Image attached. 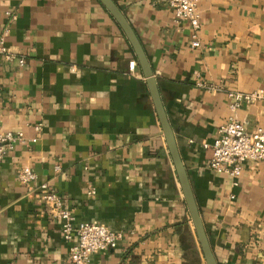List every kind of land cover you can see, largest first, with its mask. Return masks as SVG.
I'll return each mask as SVG.
<instances>
[{"label":"crops","instance_id":"1","mask_svg":"<svg viewBox=\"0 0 264 264\" xmlns=\"http://www.w3.org/2000/svg\"><path fill=\"white\" fill-rule=\"evenodd\" d=\"M114 2L153 69L218 264H264V161L234 184L203 147L232 115L264 127V99L232 112L227 95L264 89V0H199V47L163 1ZM4 31L25 63L0 55V130L29 142L0 161V264H72L42 183L76 222L122 233L90 264H205L146 79L102 3L0 0Z\"/></svg>","mask_w":264,"mask_h":264},{"label":"built area","instance_id":"2","mask_svg":"<svg viewBox=\"0 0 264 264\" xmlns=\"http://www.w3.org/2000/svg\"><path fill=\"white\" fill-rule=\"evenodd\" d=\"M160 1L168 6L176 21H186L190 24L192 46L199 47L201 45L199 0ZM7 14L11 13L7 12ZM12 18L15 16L12 15ZM6 36L7 31L0 35V55L8 61H17L23 65L25 58L7 46ZM135 67L136 61H130V70L133 71ZM227 95L232 101L230 108L232 112H235L242 103H253L264 99V89L252 92L229 91ZM35 129L40 130L41 125H36ZM28 142L29 139H26L21 131L0 130V161L16 144H27ZM203 147L210 148L212 151L209 168L219 173L228 174L233 179V183L237 184L246 161H264V127L258 126L254 131L249 132L246 125L232 115L219 127L218 135L213 142L204 143ZM55 169L59 170L60 167L56 166ZM17 178L22 184H29L35 179V173L30 168L23 167L18 170ZM40 187L44 192L43 198L54 205L55 216L61 221L62 237L70 243L68 260L72 264H90L94 253L114 249L118 245L122 238L121 232L113 231L101 222H76L73 212L63 207L60 197L49 189L47 183H42Z\"/></svg>","mask_w":264,"mask_h":264},{"label":"water","instance_id":"3","mask_svg":"<svg viewBox=\"0 0 264 264\" xmlns=\"http://www.w3.org/2000/svg\"><path fill=\"white\" fill-rule=\"evenodd\" d=\"M102 5L108 10V12L112 15L115 21L118 23L124 34L126 35L136 57L138 60V64L142 70V73L146 79L156 113L162 128L163 135L165 137V141L171 155L177 177L180 183V187L184 196V200L190 214L194 230L196 233V237L205 261V264H218L212 248L210 246L204 224L202 221V217L200 215V211L198 205L196 203L194 192L190 183V178L186 167L180 157L175 135L173 129L170 125L167 113L165 111L164 105L162 103V99L160 96L159 88L157 85V80L154 75L153 69L150 65V62L144 52V49L138 40L132 26L128 22L127 18L118 7V5L114 2V0H99Z\"/></svg>","mask_w":264,"mask_h":264}]
</instances>
